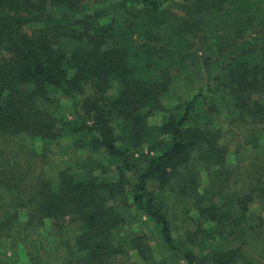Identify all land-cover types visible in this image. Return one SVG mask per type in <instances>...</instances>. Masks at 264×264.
<instances>
[{
    "label": "trees",
    "instance_id": "trees-1",
    "mask_svg": "<svg viewBox=\"0 0 264 264\" xmlns=\"http://www.w3.org/2000/svg\"><path fill=\"white\" fill-rule=\"evenodd\" d=\"M91 1L0 0V256L264 264V0Z\"/></svg>",
    "mask_w": 264,
    "mask_h": 264
},
{
    "label": "rangeland",
    "instance_id": "rangeland-1",
    "mask_svg": "<svg viewBox=\"0 0 264 264\" xmlns=\"http://www.w3.org/2000/svg\"><path fill=\"white\" fill-rule=\"evenodd\" d=\"M105 0H93L91 1V3H87V5L90 7L95 6V5H100L101 3H103ZM184 0H168L167 1V6L168 8L173 11L175 14L179 15V16H183L185 15L183 8L181 7V3ZM89 7L87 10H89ZM194 41H198V37L194 38ZM200 49V48H198ZM203 52L200 51L199 54H202ZM192 88L195 87V85L191 86ZM177 93H179L180 95L183 96H188L189 92H185L184 88H180L178 89ZM157 121H160L161 118H155ZM54 152L53 154L49 155L48 160H46L45 162V167L46 170L49 171V173H51L50 171L52 169H54V166L56 164H59L60 166H62V164H64L63 159H65V153L67 150V146L64 144H58L56 146H53ZM205 185L208 182V177L206 175H204V179H203ZM260 216L264 217V211H262L261 209V205L259 203H255L252 205L251 207V211L249 213V220L250 222L255 223H260ZM260 221V222H259ZM258 228V225H257ZM49 230V228L47 229V231ZM51 230V229H50ZM46 231V232H47ZM54 234L57 233V230H51ZM147 233L149 234V236L151 237L152 240V245L154 247V251L152 252V259L150 261H143L141 259L138 258H133L131 257V259H121L118 264H181V259H177L174 256H172V254L168 251H164L162 248H158L157 246V242L158 239H156V235L154 234L153 231H151L150 229H146ZM45 232V233H46ZM259 245H260V251L263 253L264 255V226L259 227ZM24 246L20 249V254L21 257L23 258V256H26L27 254V250L28 249V243L23 244ZM34 245L31 244V247H33ZM259 251V249H258ZM18 253V252H17ZM13 254L12 252L8 253V248H6V250L3 251V254L0 256V264H12L14 261ZM262 262L264 263V256L261 257Z\"/></svg>",
    "mask_w": 264,
    "mask_h": 264
}]
</instances>
